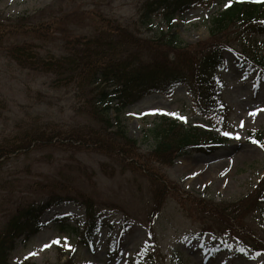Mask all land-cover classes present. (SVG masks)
Masks as SVG:
<instances>
[{"label": "rangeland", "instance_id": "rangeland-1", "mask_svg": "<svg viewBox=\"0 0 264 264\" xmlns=\"http://www.w3.org/2000/svg\"><path fill=\"white\" fill-rule=\"evenodd\" d=\"M142 2L0 0L3 22L21 17L23 23L59 19L45 39L9 33L0 39V144L13 137L33 139L25 148L0 158V230L27 204L52 196L63 200L43 213L44 226L36 234L16 241L9 264H142L135 261L145 249L155 254L157 264H264V255L246 245L263 247L264 206L251 205L241 217L230 207L251 192L264 172V150L249 138L250 133L264 130V86L256 77L244 76L230 54L220 72L222 98L230 108L224 141L210 153H183L171 166L152 160L149 169L142 170L114 155L76 147L78 143L68 145L69 134L78 135L91 123L73 91L53 86V74L22 68L7 55L11 45L25 42L35 44L41 55H63L68 41L76 44L94 35L103 18L147 37L167 30L159 15L149 25L142 23ZM218 10L214 6L176 13L171 30L189 44L203 41ZM259 40L264 56V35ZM160 115L202 123L182 86L171 95L145 96L121 112L139 150L153 149L154 140L147 133ZM164 179V202L155 212V196L161 194ZM78 194L91 200L100 217L92 250L79 242L73 230L84 220ZM220 212L224 217L231 214L235 221L221 218ZM56 214L67 220L54 218ZM215 232L223 233L229 247L222 244L219 252L211 249ZM57 238L60 242L52 243Z\"/></svg>", "mask_w": 264, "mask_h": 264}, {"label": "trees", "instance_id": "trees-1", "mask_svg": "<svg viewBox=\"0 0 264 264\" xmlns=\"http://www.w3.org/2000/svg\"><path fill=\"white\" fill-rule=\"evenodd\" d=\"M225 0H144L141 5V20L145 25L152 21V14H160L168 27L173 15L190 7H211ZM264 3L231 1L210 19L209 37L193 44L183 42L174 32L160 31L153 37L142 36L133 29L104 19L97 32L81 38L76 44L67 42L63 55H41L33 43L13 44L7 48L8 56L20 67L54 75L51 84L69 87L90 119L78 135L69 134L68 145L80 141L76 147L93 148L139 169H149L154 160L170 165L182 152L200 150L204 144L221 141L216 133L198 124H184L176 119L161 116L147 135L153 138L150 151L139 150L136 141L127 135L121 119L122 110L142 96L158 91L167 93L174 84H184L190 95L195 113L206 120L208 126L217 127L227 119L228 111L220 103L222 83L217 70L224 66V51L232 48L236 61L250 72L264 75V57L260 54L261 43L256 37L264 33ZM0 21V39L4 34H32L45 39L51 36L58 23L57 18L38 23ZM110 112H114L111 120ZM264 145V131L252 135ZM52 138V137H51ZM33 139L26 136L13 137L0 144V158L25 148ZM161 194L155 196V212L159 211L166 193L165 184H160ZM57 196L38 204L30 203L18 209L0 230V264H9V256L15 239L22 233L38 229L39 214ZM77 201L86 207V223L82 231H76L80 241L88 244L98 231V217L89 198L79 195ZM252 202H249L251 201ZM264 202V174L252 192L241 201L230 205L237 216L243 211ZM155 214V213H154ZM235 221L231 214L224 217ZM241 217V216H240ZM264 250V248H263Z\"/></svg>", "mask_w": 264, "mask_h": 264}, {"label": "snow or ice", "instance_id": "snow-or-ice-1", "mask_svg": "<svg viewBox=\"0 0 264 264\" xmlns=\"http://www.w3.org/2000/svg\"><path fill=\"white\" fill-rule=\"evenodd\" d=\"M230 2H231V0H230ZM225 6L227 7L228 5L226 4ZM171 115H175V114L173 113V114H171ZM179 119L184 120L185 118H184V117H179ZM224 135L229 136V135H232V134L226 132V133H224ZM236 138L238 139L239 137L237 136ZM253 143H258V142H257V141H253ZM261 146L264 147V145H261ZM59 242H60V241H59V238H57V239L54 240L52 243H59ZM44 247H48V245H45ZM65 247H70V246L67 245V244H65ZM29 255H32V253H30Z\"/></svg>", "mask_w": 264, "mask_h": 264}]
</instances>
